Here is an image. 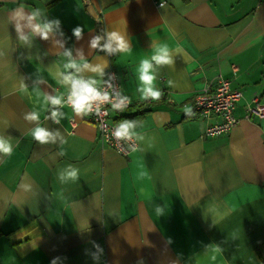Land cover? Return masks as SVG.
Masks as SVG:
<instances>
[{
  "label": "crops",
  "instance_id": "1",
  "mask_svg": "<svg viewBox=\"0 0 264 264\" xmlns=\"http://www.w3.org/2000/svg\"><path fill=\"white\" fill-rule=\"evenodd\" d=\"M158 1L0 0V264H264V113L246 116L264 105V0ZM110 68L150 109L124 122L127 157L84 110L50 107ZM219 75L238 122L203 138L192 98Z\"/></svg>",
  "mask_w": 264,
  "mask_h": 264
},
{
  "label": "built area",
  "instance_id": "2",
  "mask_svg": "<svg viewBox=\"0 0 264 264\" xmlns=\"http://www.w3.org/2000/svg\"><path fill=\"white\" fill-rule=\"evenodd\" d=\"M165 4V0H159L157 5ZM101 98L90 101L82 110H84L92 123L96 127L97 139L101 146L115 151L117 154L127 157L138 148V143L134 136L128 130V134L118 138L115 133L124 122L111 117L123 113L132 105V102L124 95L121 90V83L118 73L113 69H108L104 82L95 88ZM73 90L69 91L64 99L54 104L50 102V107L55 108L61 105L73 108L72 96ZM107 95V100L102 99ZM242 97V91L231 87L230 80L219 75L215 81L205 85L200 91L195 93L192 98V112L204 118L207 121L202 132L203 138H212L229 134L232 128L237 124L238 119L234 115L236 103ZM150 95L146 94L149 100ZM264 105L258 104V98L255 97L247 104V117L252 114L262 115ZM72 128L76 122L70 119ZM126 126V125H125Z\"/></svg>",
  "mask_w": 264,
  "mask_h": 264
},
{
  "label": "clouds",
  "instance_id": "3",
  "mask_svg": "<svg viewBox=\"0 0 264 264\" xmlns=\"http://www.w3.org/2000/svg\"><path fill=\"white\" fill-rule=\"evenodd\" d=\"M47 27V26H45ZM74 34L79 35V31L77 30ZM112 38L116 41L117 47L123 49L125 47L123 40L117 36L115 33L112 34ZM155 60L157 64H167L170 63L167 49H161L160 54L153 56L152 58ZM152 67V65L147 61L143 60L141 62V80L144 82L145 85H151V82L153 80V76L149 73V69ZM145 92L147 95L152 96L153 99H158L161 96V93L155 92L152 90V88L146 87ZM72 96L74 97L72 101V105L74 110L80 111L82 110L90 101L101 98L100 94L96 92L94 88H92L88 84H84L82 82H74L73 83V92ZM107 95L102 97V99L107 100ZM59 99H53L52 103L57 104L59 103ZM55 115V113H53ZM35 119V115L32 117ZM128 134V126L121 125L120 128L117 129L115 135L120 138L124 137ZM34 139L40 141L41 143L46 142V137L48 136V133L45 132L43 129L37 127L33 133ZM0 151L8 152L9 148L2 142H0ZM70 176H75V171L69 173Z\"/></svg>",
  "mask_w": 264,
  "mask_h": 264
},
{
  "label": "trees",
  "instance_id": "4",
  "mask_svg": "<svg viewBox=\"0 0 264 264\" xmlns=\"http://www.w3.org/2000/svg\"><path fill=\"white\" fill-rule=\"evenodd\" d=\"M130 107L125 110V113L117 115L115 119L123 122L133 121L141 118L144 114L150 111V109L142 105L137 106L134 111ZM262 250L264 252V242L262 243Z\"/></svg>",
  "mask_w": 264,
  "mask_h": 264
}]
</instances>
